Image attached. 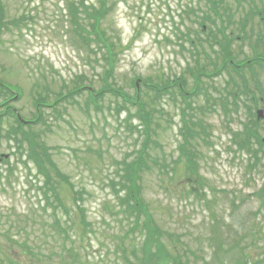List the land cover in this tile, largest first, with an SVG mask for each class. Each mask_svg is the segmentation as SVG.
I'll return each instance as SVG.
<instances>
[{
  "label": "rangeland",
  "instance_id": "1",
  "mask_svg": "<svg viewBox=\"0 0 264 264\" xmlns=\"http://www.w3.org/2000/svg\"><path fill=\"white\" fill-rule=\"evenodd\" d=\"M73 1L79 2L2 1L9 26L0 35V83L20 96L12 99L0 87V104L5 102L1 106L15 108L26 122H34L33 133L48 147L50 165L71 178L75 192L84 190L81 205L87 227L82 226L81 217L73 223L70 220L75 243L57 238L56 243L50 244L57 230L52 228V219L46 215L39 227L35 224L43 207L39 189L42 176L34 165L25 168L18 155L10 156L16 151L14 141L0 138V158L7 159L8 155L10 160L9 164L0 161L1 264H32L31 259L21 255L18 246H13L14 241L28 242L39 259L50 258L46 264H129L135 261L132 243L137 250L140 248L141 233L134 225L136 220L117 214L120 211L115 208L111 186L122 182L123 163L136 160L142 148L143 128L137 109L124 105L114 95L102 94L99 108L88 103L87 88L100 90L105 84V51L94 43L87 46L79 41L85 49L77 43L74 20L68 10ZM85 1L98 7V0ZM113 1V12L102 22V29L112 41H121L122 48L109 83L128 97L139 96V101L153 112V140L159 147L152 143V151L146 152L149 156L172 165L179 159L177 148L189 130L182 117L181 100L175 102L171 97L178 95L176 91L151 103L158 96L145 88L144 82L160 89L169 80L181 87L184 82L188 90L198 86L204 93L193 97L197 110L192 111L196 125L192 143L199 155L198 172L206 180L204 190L198 195L189 194L180 184L182 188L178 185L172 192H163L159 189L160 174L154 169L144 173L141 183L146 190L145 202L162 212L156 217L162 230L169 235L179 234L189 243V252L194 255L192 258L188 253L191 264H239L240 250L231 247L236 239L240 249L253 256L257 264L258 257L264 256V146L256 140L264 141V120L258 122L255 111L264 110V103L257 104L254 99L264 95V11L262 18L256 15L246 20L245 0H225L229 14L223 13L227 29L221 34L226 39L234 38L232 45L224 49L214 44L213 50L205 45L203 52L183 40V34L187 36L198 29L194 21L200 12L188 11H198L203 6L199 0ZM254 1L251 5L263 10L260 4L264 0ZM81 23L91 32L89 19ZM91 37L95 39L94 35ZM225 57L228 61L235 57L227 70L223 68ZM200 68L214 76L197 82ZM134 84L140 91L138 96ZM225 88L235 91L234 97L221 96L219 93H225ZM69 93L70 99L56 102ZM37 95L49 106L43 109L41 120L35 108ZM221 98H227L224 101L228 109L222 108ZM57 104L56 110L51 108ZM11 124L13 120H6L4 130L10 131ZM71 197L66 191L65 206L73 204ZM57 212L60 217L61 212ZM212 216L218 217L223 226L224 247L218 251V239L211 231ZM24 222L27 227L23 230ZM140 222L143 229L150 227L149 221ZM242 235L248 237L244 243Z\"/></svg>",
  "mask_w": 264,
  "mask_h": 264
},
{
  "label": "trees",
  "instance_id": "2",
  "mask_svg": "<svg viewBox=\"0 0 264 264\" xmlns=\"http://www.w3.org/2000/svg\"><path fill=\"white\" fill-rule=\"evenodd\" d=\"M200 4L203 5L198 8V11L194 9H190L188 14H192L195 12H200L197 15V21H194L198 29L193 30L192 33H187V36L183 34V40L186 43H190L193 49L204 50L205 45H209L210 49L213 50L214 44L221 45L224 49H229L230 44L234 38L226 39L224 38V33L221 34V31L227 29V23L223 17V13L229 14L228 8H225V0H199ZM247 3L246 7H244V11L246 12L245 19L249 20V18H254L261 11L257 7L251 5V3H255L254 0H245ZM115 2L113 0H98V7L94 5H87L85 0L73 1L69 3L68 10L70 15L72 16V20H74V31L77 38V42L81 41L83 44L90 46L91 43L96 44L97 49L103 51H107L110 56H118L121 51V41L118 39L116 42L112 41L105 30L102 29V22L113 12V7ZM196 14V13H195ZM216 15V17L213 16ZM89 19L91 28V32L86 30V26L84 25V20ZM245 23V20H242ZM247 25V24H246ZM8 27V23L5 21V14L3 11L2 2L0 1V35L4 31V28ZM208 28L204 30V28ZM103 28H105L103 26ZM177 30H180L177 28ZM87 33V35L85 34ZM95 36L93 39L91 36ZM193 35L195 37H193ZM76 38V37H75ZM94 47V50L96 49ZM228 55V54H227ZM109 55V61L112 62L113 58ZM229 56V55H228ZM232 60H235V57H230ZM228 57H225L223 68L227 70L228 65H231L228 61ZM201 70L198 72L196 81L201 82L205 77H213V73L207 74L205 69L200 68ZM112 66H109V69L106 71L107 78L105 80V86L107 88L98 91V95L104 94L105 92L111 94H119L124 97V100H130L125 104H134L136 102L138 104L137 114L138 116L144 120L145 128L142 131L144 136V146L143 149L137 152L138 157L132 163H123V175L121 176L122 182L118 185L112 183L111 189L116 200L115 208L119 213L126 219L133 218L135 219V227H138L139 232L141 233V243L140 248L137 250L135 248V243H132L133 246V254L135 256V261H132L131 264H191L190 257L194 258L192 252H189L190 246L187 241L184 240L182 236L179 234L173 233L169 235L167 231L162 230L159 227L158 220L156 219L161 216V211L158 207H154L150 205V203H146L144 200L143 193H146L145 187L142 188L141 183L144 178V173H150L154 169H157L160 179V187L161 191L172 192V188L177 187L180 184H183L189 192V194H200L205 188L206 180L200 176L198 169L200 168L197 153L194 149L192 143L194 131L193 127L195 124L192 122L193 119V110L196 113V109L193 106V97H197L199 94H202L201 87H194L192 90H186V85L182 82L183 87H180V83H174L170 80L169 83L165 85L163 88H156L158 86L150 85L149 82H144L148 90L154 91L158 97L156 100H151V103L156 102L163 96L170 95L172 91H176L178 94L176 97L171 96L174 101L181 100L180 102L183 104L182 108V117L187 123V129L189 133H185L187 136L183 139V142L179 146V159L175 161L172 165H169L165 160L159 161L156 157H151L146 153V149H151L152 151V143L153 145L159 147V145L153 140L152 133H154L153 129H151V125L153 124V112L148 111L146 106L139 101V96L137 98H126L127 95H123L124 93L112 88L109 80L112 76ZM231 80L234 78L230 75ZM150 87V89H149ZM162 87V86H159ZM109 89V90H108ZM108 90V91H107ZM80 91V90H79ZM79 91H75V93H79ZM118 96V95H117ZM222 99V101H224ZM93 102V96H89V104ZM41 103V101H39ZM94 103V102H93ZM151 105V104H150ZM177 105V104H176ZM0 106V122L3 123L6 117L12 116L15 119L16 127L11 124L10 132L4 133L2 132L3 128L0 127V138L7 137L8 140L14 141L16 143V152L15 154L20 155V160H22V156L26 153L28 161L25 163L33 162V164L37 167L38 172L45 177V186L42 191L45 190L44 194V212L47 213V207H52V228L57 229L55 231L54 241L50 244L56 243L57 238H64L73 241V234L70 230L73 229V226H69L70 220L73 223V220L76 222L78 217H81V224L84 227L86 218L84 216V208L81 203L84 201V190L75 192V185L70 180L71 178L67 176L65 173L59 171L55 166L50 165V155L48 147L40 140L37 139L36 135L33 133L32 125L28 124L24 126L21 124L13 114V108L9 106ZM177 108L179 107L176 106ZM194 120V119H193ZM27 128V129H25ZM151 144V145H150ZM148 157V158H147ZM7 164L10 161H6ZM52 164V163H51ZM52 168H48L49 166ZM12 171V167L9 172ZM188 182L190 186L187 187L185 182ZM170 185V186H169ZM183 186L180 185V188ZM66 191L72 194L73 196L70 198L73 204L70 206L64 205L63 200L65 198ZM44 192V191H43ZM145 195V194H144ZM52 201L55 204H52ZM113 208V209H115ZM79 211L78 213L76 212ZM57 211L61 212L60 217H57ZM55 215V218H54ZM68 218V221L63 222L64 218ZM24 218V217H23ZM140 221H149L150 227L144 228ZM63 222V223H62ZM34 223V222H33ZM26 222L23 223L21 228L24 230L26 226ZM37 225V221L35 222ZM39 227V225H37ZM32 227V226H31ZM45 233V229H43ZM81 237L85 236L82 232L80 233ZM43 236V235H42ZM75 240V239H74ZM82 241V238H81ZM9 242V241H8ZM16 242V243H15ZM73 243H75L73 241ZM13 245L18 246L21 255L23 257H27V259H31L32 264H46V261L50 258L39 259L38 253L33 252V248L29 246V243L25 240L23 241H14ZM61 249L65 250V247ZM186 249V251H184ZM72 254V252L70 251ZM188 253L190 257L188 256ZM246 257V256H245ZM2 261L0 262L3 263ZM12 263V262H10ZM17 264V263H12ZM245 264H249L248 260H245ZM264 264V262L260 263Z\"/></svg>",
  "mask_w": 264,
  "mask_h": 264
}]
</instances>
